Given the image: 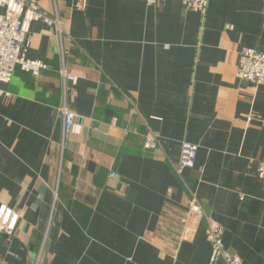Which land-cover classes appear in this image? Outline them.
I'll return each mask as SVG.
<instances>
[{"label":"crops","instance_id":"1","mask_svg":"<svg viewBox=\"0 0 264 264\" xmlns=\"http://www.w3.org/2000/svg\"><path fill=\"white\" fill-rule=\"evenodd\" d=\"M34 1L69 34L33 22L26 56L50 67L1 84L0 206L20 219L0 234V264H209L195 197L242 264H264V85L237 74L242 48L264 50V0H209L205 13ZM65 86L78 117L63 143ZM184 141L199 150L180 176Z\"/></svg>","mask_w":264,"mask_h":264},{"label":"built area","instance_id":"2","mask_svg":"<svg viewBox=\"0 0 264 264\" xmlns=\"http://www.w3.org/2000/svg\"><path fill=\"white\" fill-rule=\"evenodd\" d=\"M148 5L158 4L164 0H142ZM189 9L205 13L209 0H182ZM88 5V0H80L78 6L84 10ZM0 95L5 94L2 83L12 80L17 68L40 75V73L50 66L39 59H31L26 56L31 45L29 32L31 25L35 21H44L49 26H55L58 36L62 39V34H69L63 27L57 10L53 16L43 12L34 0H0ZM169 47V45H167ZM65 80L74 81L77 76L68 73L66 66L62 65L60 70ZM238 76L252 84L253 86L264 85V51L255 50L251 47H244L239 53ZM7 94V93H6ZM61 111L64 121L63 143L68 141L75 128L77 114L70 109L68 99V88L64 87V94L61 104ZM161 145L159 135L150 128L145 138V148L154 150ZM199 146L195 143L184 141L181 145L180 159L176 166V171L180 176L186 169L194 168L196 165ZM260 176L264 179V162L260 164ZM112 177L119 179L116 172H112ZM193 214L207 220V239L211 243L212 252L209 264H242L240 257L229 250L223 241L224 226L217 220L210 218L204 210L202 204L195 197L191 202ZM20 214L10 206L2 204L0 206V234L12 236L17 228ZM35 264H39L37 261Z\"/></svg>","mask_w":264,"mask_h":264},{"label":"rangeland","instance_id":"3","mask_svg":"<svg viewBox=\"0 0 264 264\" xmlns=\"http://www.w3.org/2000/svg\"><path fill=\"white\" fill-rule=\"evenodd\" d=\"M145 2V1H144ZM146 3V2H145ZM62 24H63V22H62ZM58 33V32H57ZM253 49H255V50H257L256 48H253ZM260 51H264V50H260ZM239 62V61H238Z\"/></svg>","mask_w":264,"mask_h":264}]
</instances>
